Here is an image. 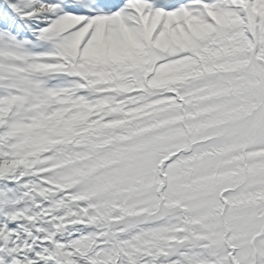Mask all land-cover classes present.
I'll use <instances>...</instances> for the list:
<instances>
[{
    "label": "snow or ice",
    "instance_id": "6c2138e0",
    "mask_svg": "<svg viewBox=\"0 0 264 264\" xmlns=\"http://www.w3.org/2000/svg\"><path fill=\"white\" fill-rule=\"evenodd\" d=\"M0 264H264V0H0Z\"/></svg>",
    "mask_w": 264,
    "mask_h": 264
}]
</instances>
